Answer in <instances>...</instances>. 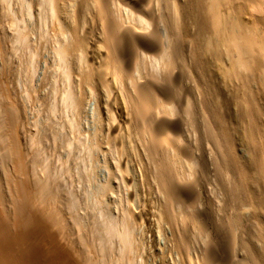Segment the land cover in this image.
<instances>
[{
  "label": "bare ground",
  "instance_id": "obj_1",
  "mask_svg": "<svg viewBox=\"0 0 264 264\" xmlns=\"http://www.w3.org/2000/svg\"><path fill=\"white\" fill-rule=\"evenodd\" d=\"M12 1L2 0L0 7V16L9 15L13 23L12 32L0 36V101L12 128V149H6L14 154L17 176L26 168L21 138L43 153L41 159H35L39 168L34 167L36 188L31 190L25 180L13 178L16 183L6 207L10 218L5 215V219L20 232L56 224L67 240L70 223L77 225L79 235L92 223L95 259L89 257L87 262L78 250L83 264H169L167 258L171 264H236L235 259L226 262L218 257L219 261L218 254L214 255L212 247L219 239L202 212L210 194H246L245 185L239 183L246 182L247 176L240 158L233 159V167L220 162V180L210 176L208 164L221 151L216 148L232 150L242 131L250 144L255 142L260 148V156L264 155V110L259 111L258 120L254 117V78L260 86L258 95L264 99V19L247 21V13L233 4L236 0H188L190 11L177 0H15V6ZM48 36L55 41L45 57L42 52ZM224 57H231L228 65ZM206 60H211L225 86L236 88L237 109L229 122V113L211 108L212 99L202 94L204 90H196L197 98L189 93L194 65L202 62L205 72ZM37 62L42 73L39 83L29 79L30 88L22 84L25 80L20 88L8 87L7 80L14 74L17 77L25 71L28 74L24 75L33 78ZM45 79L58 85L60 93L55 94L57 102L52 107L62 111L47 126L46 122L39 125L28 112V107L33 108L30 101H44L40 85ZM218 93L212 92V98ZM84 110H93L90 128L80 126L82 114L83 119L89 116ZM58 125L61 133L56 131ZM254 127L259 129L260 139H255ZM50 138L52 146L48 147L59 159L54 160L57 167L50 164L53 156L49 154V160L47 147L43 148ZM57 149L67 151L65 158H59ZM83 149L86 154L80 155ZM72 159L75 165L70 163ZM75 179L78 183L83 179L86 187L79 188ZM28 203L39 216L31 212L32 207L28 210ZM147 206L153 210L150 216L156 220L163 246L149 230ZM194 208L202 211L193 212ZM167 226L169 235L163 228ZM239 227L233 228V250L240 245L236 239ZM2 260L0 256V264H4Z\"/></svg>",
  "mask_w": 264,
  "mask_h": 264
},
{
  "label": "rangeland",
  "instance_id": "obj_2",
  "mask_svg": "<svg viewBox=\"0 0 264 264\" xmlns=\"http://www.w3.org/2000/svg\"><path fill=\"white\" fill-rule=\"evenodd\" d=\"M177 1H178L179 6L181 8L184 9L186 7L185 10L190 11L189 5H186L188 0H177ZM182 1H184L185 4ZM235 2L233 4L236 7L242 8L243 11H245V14L247 13L245 16V19H247V21H249V19L250 20L254 19V22H258L259 20L264 19V0H245V1L244 0H236ZM11 3L13 6H15V0H13ZM182 3H183V5H182ZM6 4L8 5V3H6ZM3 5H4V3L2 2V0H0V7H2ZM225 7H226V5H225ZM189 15H190V13H189ZM191 19L189 20V23H190V27L192 30V28H194V27H193ZM12 29H13V23L11 21L10 16L9 15L5 16V17H4V15L0 16V36L2 34L8 35L9 32H12ZM191 34L194 38L193 42L198 41V40H196L197 38L193 35L194 29L192 30ZM48 37L49 38L46 37V39H48V40L44 39V41H47L49 43L46 44V42H45L46 45L43 43L44 44L43 50H45V51L42 52L43 55L46 54L47 56L49 53L47 51H51V49L53 48L52 46H53L54 41H55L54 39H51L50 36H48ZM49 39H50V41H49ZM51 40H53V41H51ZM8 42H9V45H11L10 40ZM48 44L50 46H48ZM91 45H93V43H91ZM19 52H22V51H19ZM19 54H21V53H19ZM22 54H23V52H22ZM46 55H45V57H46ZM24 58H26V57H24ZM230 58L224 57L223 62H225V64L228 65L230 63V61H228ZM208 61H209V63H208ZM32 62H36V60H32ZM201 63L202 62H198L197 65H194V68H196V70L193 71L194 75L192 74V77H194V76L195 77L191 79V87H193V88H192V90L190 89V91H192V92L189 91V93H192L193 97L197 98L196 96L199 95V93L197 91L202 92L204 90L205 92L204 93L202 92V94L206 98H210L209 101L212 99V101L210 102V104H211L210 106H212L211 108L214 109L216 107L215 109H217V107H218L217 110H220L222 112L226 111L227 114L229 113L227 115L228 116L227 122H229V121H231V115L234 113L233 110L237 109V107L235 106L236 105L235 103H236V99H238V97L236 98L237 93L236 94L234 93V91L236 92V88L232 87V86L229 87L228 85L227 86L224 85V79L219 74H217V71H216L213 63L211 62V60H206V63H207L206 68L207 69L205 70V72H204V69L201 68L202 67ZM24 67H26V66H24ZM38 67L39 66H38V62H37V68L34 69L36 71L37 75H36V73H35V76L33 75V78L35 77L34 79L31 77L32 76L31 74L27 75V76L24 75V74H28L25 71L24 72L20 71L23 73L18 72V74L20 73L19 74L20 77H19V75H17V77H16V74H14L16 78L13 75H8L9 77L13 76L12 78L10 77L11 79H8L9 77L7 76L8 77L7 79L10 80V81L7 80V83H9V84H7L8 87L11 86L10 89L12 88L14 90H15V88H20V85H21L20 82L22 80L23 81L25 80L24 83H22V84L26 83V85H28L29 88H30L29 84L32 83V80H35L36 83L38 81V83H39V81H40L39 77H41L42 73L40 71V68H38ZM198 68L200 69V72H199ZM197 71L199 73H197ZM196 73L198 75H195ZM212 73H213V75H211ZM210 75L214 76V77H212L213 79H211ZM216 76H218V77H216ZM13 78H15V80ZM12 79L14 80L13 84H12V81H13ZM29 79H32V80H29ZM198 79L201 81V83ZM49 80L48 81H47V79L43 80V83H41V85H40L42 87V91H40V93L44 98L45 104L43 103L44 101H42L43 99L40 100L39 102H37V101L35 102V100H34V102L30 101L31 103H29V104L32 105V107L34 108V109L33 108L32 109L35 112L31 109V106L28 107L29 108L28 112L33 115L32 117L34 118V120L36 119L35 121H38L39 125L46 122L44 124H46V126H47V122L50 121V123H51L53 120H55V119L57 120V118L60 114L62 115V111L59 110V108L52 107L55 104V101L57 102V97L59 96V93H60L58 91L60 89H57L59 87H58V85H54L55 84L54 81L50 80V83H49ZM215 80L217 81V83ZM27 81L29 84L27 83ZM35 81H34V83H35ZM192 81H193V84H192ZM204 81H206V83H204ZM209 81L211 84L209 83ZM15 82H16V84H15ZM46 83H47V85H46ZM51 83L53 85H50ZM202 83H203V85H202ZM195 85L197 86V88ZM205 85H206L207 89L205 88ZM200 86H201V88H200ZM223 86L226 88V90ZM28 87L26 86L27 89H28ZM52 87H55V88L53 89ZM194 88H196V89L194 90ZM259 88H260V86L255 81V78H254V117L257 120L260 118L259 111L264 110V99L262 96L258 95ZM11 91H13V90H11ZM43 91L45 92V96H47L49 94L50 97L46 98L44 96ZM47 91H48V93H47ZM206 91H207V94H206ZM237 91H238V89H237ZM212 92H214V93L219 92L217 94L218 97H216V99L212 98V96H211ZM221 92H223V93H221ZM55 94L58 96L56 97ZM187 94H188V92H187ZM223 94H224V96H222ZM54 98H56V99H54ZM50 99H53V100H50ZM47 101H48V103H46ZM33 103H35V104L37 103V105H35ZM38 103H42V104L39 106ZM214 103H217L218 106L215 105ZM45 106H47V109ZM27 109H26V111H27ZM32 111H33V113H32ZM38 111H40V112H38ZM56 111H58L57 114L55 113ZM84 111L87 112L86 113L87 116L88 115L90 116V114L92 113L93 110H91V112H90V110H84ZM116 112H117V110H116ZM51 115H53V116H51ZM89 116L88 117L84 116V119H83L82 118L83 114H82L81 121H80L81 122L80 126L82 128H88V126L90 128L93 125L92 120L90 119L91 116L90 117ZM52 117H54V118H52ZM10 121H11V118L8 114V111L3 110L2 106H1V101H0V185H1L0 186V197H1L0 198V206H1L0 207V233H1L0 234L1 235L0 236L1 237L0 238V252L3 254V255L0 254V256L3 259L2 262L4 264H9V262H10V264H19V263L20 264H47V263L48 264H83V261H81L80 257L78 256V250H81L83 255L85 254L84 257L86 256L85 259H86V261L88 260L87 262H89V257L93 261L95 259L94 258L95 252L93 250L94 247L92 246L93 245L92 230H94V226L92 223H91V225L88 224L90 226H88V230L85 232V234L79 235V228L77 227V225L75 223L71 224L70 220L68 219V222L70 223L71 228H70V238H69L70 240L69 239L67 240L66 238H64L62 233H60V231H59L60 229L56 224H54V225L50 224L51 226H49V224H47V225L42 224V225H39L38 227H36V229H38V230L33 228V229H31V231L28 229H27L28 230L27 231L24 228L23 230H24V232L26 230V232L24 233L23 231H21V232H23V233H21L20 229L12 227L13 223L10 224V222L8 221L9 220L8 217L10 218V216L8 214L9 212L7 211V208H9V206H8V204L10 202L9 197L12 195L13 184H15L17 180H19V181L25 180V183L29 185V186L27 185L29 189L32 190V189L36 188L35 187V186H37L35 184L36 181H35V179H33V175L35 176L34 167H36L35 159L36 158L41 159L40 156L42 155L41 153H43L40 151V149H41L40 147L35 148V147L31 146V147H33V148H31L30 145L28 146V142L26 143L27 145L25 144L26 139H24V141H23V138H21V140H20L21 141V151L24 155L25 164H26V165H24V167H26V168H25V171H22L23 174L21 176H19V175L17 176V173H14V170L16 168V166H15L16 160H15V157L13 156L14 154L12 155L11 150H9L7 152V149H6V148L12 149V148H10V147H12L11 141H9L10 140L9 135H11L10 133L12 132L11 131L12 128H10V126H9ZM6 122L9 125H7ZM84 123L85 124L87 123L88 125L87 124L85 125ZM29 124L30 125L26 124V126L28 125V127H30L31 122ZM58 126H55L56 131L59 132V130H61L59 132V133H61L62 129L60 128V126H59L60 129H59ZM19 127L21 128V126H19ZM19 127L17 130L18 132L20 130ZM66 128H68V124H66ZM21 132H23V131H21ZM232 133L234 134V132H232ZM22 137H24V134ZM254 137H255V139L261 138L260 134H259V129H257V128L255 129V127H254ZM50 139L49 140L51 141V143L49 140H47L46 143L44 144L43 148L45 149V147H47V150L49 152L48 156H50V155L53 156L54 152L52 153L50 150L51 148L49 149V147H48V145L52 146V138H50ZM47 142H48V144H47ZM56 143H54L55 144L54 146H57V145L61 146V144H56ZM46 144H47V146H46ZM57 147H59V146H57ZM63 147H65V146L63 145ZM255 147H257L255 142H254V146L252 143L250 144L249 141H247L244 138L243 132L241 131L238 133V135H236V139L234 140L232 150H229L230 148H228L227 146H225V147L221 146V147L216 148L218 151L219 150H221V151H219V154L216 157V159L212 160L213 162L211 161L208 164L210 176L213 175L212 179L215 178V181L220 180V176H221L220 173L222 174L221 168H220V162L228 163L233 167V166H236V161L233 160L235 157H238L241 159L243 166H244L243 168L246 169L244 171H247L246 172V175H247L246 176V182H248L247 184H245L246 183L245 181L244 182L239 181L238 176L236 177V181H239L240 187H241V185L242 186L245 185L244 187H242V189H244L246 194H239L238 192H229L228 191L226 193H221L219 195H214V194L211 195L210 194L206 197L208 201L206 202L207 204L205 205V207H204L205 209H203L204 212H202V213H205L206 215H208V222L209 223L207 222L208 223L207 225L209 226L210 230L212 229L211 232L213 234L215 233V235L219 239V243L217 245H215L216 246L215 248L212 247V249L214 251V255L218 254V255H216V258L218 260H219V258H220V260L222 259L221 261H226V259H227V261L228 260L233 261L235 259L238 261V262L236 261V264H264V241H263L264 240V167L262 166L263 161H264V157H263L264 155L260 156V154H261L260 148L257 147L258 149L257 148L254 149ZM221 148H224L223 149L224 151ZM60 150H61V148H60ZM248 150H250V151H248ZM256 150H257V153H256ZM39 151H40V153H39ZM232 151H234V152L232 153ZM31 152H33L34 154ZM59 152H61V151H59ZM59 152H57L56 155H58ZM63 152H64V150H63ZM63 152H61V153H63ZM66 152L67 151H65V154H67ZM81 152H83V153L82 154L80 153V155L86 154L85 149H83ZM37 153H39V155ZM61 153H60V155H58V156H60L59 158L60 159L65 158L66 155L63 153L64 155L62 156ZM72 154L74 155V153H72ZM234 154H236V155L234 156ZM51 156H50L49 160H51ZM56 157L53 156L52 162L50 161V164L53 165V163H54V166L57 167V161L55 163L54 160H59V159H58V157L57 158ZM75 157H77V156L75 155ZM228 157L230 159L229 161H228ZM73 162L74 161L72 159V161L70 163H73ZM77 162H79V159ZM80 165H82V164L80 163L79 166ZM36 168L39 170L38 167H36ZM86 168L88 169L87 165H86ZM79 170H80V168H79ZM79 170L77 168L75 171L79 172ZM33 172H34V174H33ZM14 174L16 176H14ZM66 176L67 175H65V177ZM17 177H18V179H17ZM101 177H103L102 173L100 174L99 178L101 179ZM13 178L15 180L16 179L17 180L15 181ZM66 180H68V177H66ZM76 180L77 179L74 180L75 184L79 179L77 181ZM83 183L84 182L82 179V181L80 183H78L79 188L84 189V187H86V185H84L85 183L84 184ZM90 189L91 188H89V190ZM63 190L64 189L62 187L61 193H62V196H65V192L63 194ZM10 193H11V195H10ZM7 200H8V202H7ZM250 204H252L251 206H254L253 209H251ZM29 205L30 204L28 203V207H27L28 210H30L32 207L31 212H33V214L35 212V214L37 216H39V213H37L38 211H36L37 209L35 207L33 208L32 205L29 208ZM78 206H79V204H78ZM149 207L150 206H147L145 209V212H147V213L150 212L147 215L149 217L150 221L148 222L146 220L147 224L148 225L150 224V225L149 226L147 225V226L150 227L149 230L152 231L154 236H156L155 237L156 243H159L161 246H163L164 239H163V237L157 236V234H158L157 226L158 225L155 224L156 220H154L150 216L151 213L153 212V210ZM4 208L6 209V212H5ZM62 208H63V211L65 212L66 207L63 205ZM195 209L196 208H194L192 211L193 212H197L199 210L202 211L200 208H198V210H195ZM5 215H8L7 218ZM5 218L8 220H6ZM40 221H42V222L44 221V220H41V215H40V220H39V223L41 224L42 222H40ZM27 222H29V221H26L25 224H29ZM8 224H10V225H8ZM153 224H155V225H153ZM237 225L240 226L239 227L240 236L239 237L236 236V239L239 238L240 245L237 247L236 250H233V238H234L233 228L237 227ZM164 226H166V225H164ZM21 228H23V227H21ZM163 228H164L166 234L169 235L170 232H168V231H170V229H167L169 227L167 226L166 228L165 227H163ZM35 230L37 233L35 232ZM245 230H246V232H245ZM16 231L18 233L20 232V236H19L20 239L18 238L19 234ZM39 231H41V232H39ZM27 232H29V233H27ZM16 233H17V235H16ZM164 238H165V236H164ZM8 240H9V243H8ZM152 240H153V237H152ZM51 241H53V242H51ZM66 242H68V243H66ZM52 245L54 246V248ZM71 245L73 246V248ZM50 246H52V247H50ZM50 248H52V249L50 252H48L50 250ZM76 251H77V253H76ZM46 252H47V254H46ZM233 252L235 255L233 254ZM236 252H237V254H236ZM248 253H249V255H248ZM59 255L61 257H59ZM229 256H231L232 258L234 256L235 257L232 259ZM167 259L168 260H166V261H168V263L171 264L169 258H167ZM51 260H53V261H51ZM5 261H6V263H5ZM157 263H158V261H157Z\"/></svg>",
  "mask_w": 264,
  "mask_h": 264
}]
</instances>
